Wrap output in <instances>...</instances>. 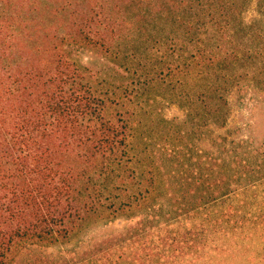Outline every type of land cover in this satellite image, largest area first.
<instances>
[{
  "label": "trees",
  "instance_id": "1",
  "mask_svg": "<svg viewBox=\"0 0 264 264\" xmlns=\"http://www.w3.org/2000/svg\"><path fill=\"white\" fill-rule=\"evenodd\" d=\"M72 1L0 0V264L129 205L135 119L154 89L224 122L226 93L264 79V27H237V2Z\"/></svg>",
  "mask_w": 264,
  "mask_h": 264
},
{
  "label": "rangeland",
  "instance_id": "2",
  "mask_svg": "<svg viewBox=\"0 0 264 264\" xmlns=\"http://www.w3.org/2000/svg\"><path fill=\"white\" fill-rule=\"evenodd\" d=\"M226 1L237 2V27H264L259 0ZM100 53L80 55L84 61ZM261 78L240 80L226 93L224 122L203 118L154 89L135 119L129 205L89 215L67 239L26 245L30 251L14 252L11 264H264ZM166 137L174 138L168 142L172 156L160 149L169 147ZM176 155L184 161L180 166ZM226 191L232 192L220 195ZM194 204L201 207L189 210Z\"/></svg>",
  "mask_w": 264,
  "mask_h": 264
}]
</instances>
